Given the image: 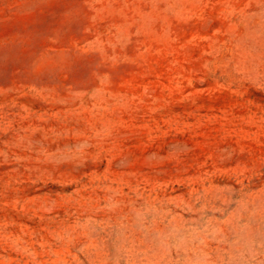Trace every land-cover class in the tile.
I'll list each match as a JSON object with an SVG mask.
<instances>
[{"label":"rangeland","instance_id":"obj_1","mask_svg":"<svg viewBox=\"0 0 264 264\" xmlns=\"http://www.w3.org/2000/svg\"><path fill=\"white\" fill-rule=\"evenodd\" d=\"M0 264H264V0H0Z\"/></svg>","mask_w":264,"mask_h":264}]
</instances>
